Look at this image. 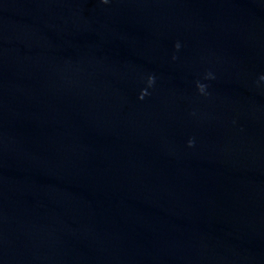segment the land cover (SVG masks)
<instances>
[{
  "label": "water",
  "instance_id": "obj_1",
  "mask_svg": "<svg viewBox=\"0 0 264 264\" xmlns=\"http://www.w3.org/2000/svg\"><path fill=\"white\" fill-rule=\"evenodd\" d=\"M0 264H264V0H0Z\"/></svg>",
  "mask_w": 264,
  "mask_h": 264
}]
</instances>
